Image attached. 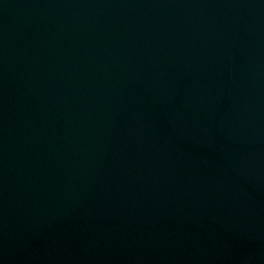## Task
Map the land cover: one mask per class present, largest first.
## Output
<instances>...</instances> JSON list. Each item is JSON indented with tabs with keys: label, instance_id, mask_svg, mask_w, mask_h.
Listing matches in <instances>:
<instances>
[{
	"label": "water",
	"instance_id": "1",
	"mask_svg": "<svg viewBox=\"0 0 264 264\" xmlns=\"http://www.w3.org/2000/svg\"><path fill=\"white\" fill-rule=\"evenodd\" d=\"M0 264H264V0H0Z\"/></svg>",
	"mask_w": 264,
	"mask_h": 264
}]
</instances>
